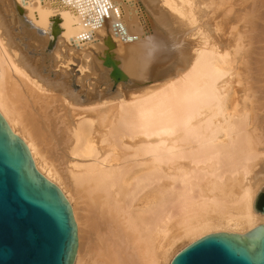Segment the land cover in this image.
I'll return each mask as SVG.
<instances>
[{"label":"bare ground","instance_id":"obj_1","mask_svg":"<svg viewBox=\"0 0 264 264\" xmlns=\"http://www.w3.org/2000/svg\"><path fill=\"white\" fill-rule=\"evenodd\" d=\"M262 9L0 0V113L71 205L74 264H171L203 236L264 225Z\"/></svg>","mask_w":264,"mask_h":264},{"label":"water","instance_id":"obj_2","mask_svg":"<svg viewBox=\"0 0 264 264\" xmlns=\"http://www.w3.org/2000/svg\"><path fill=\"white\" fill-rule=\"evenodd\" d=\"M107 63L115 77H124L111 57ZM253 208L264 214V187ZM77 248L70 203L37 169L28 146L0 113V264H74ZM171 264H264V225L245 235L203 236Z\"/></svg>","mask_w":264,"mask_h":264},{"label":"rangeland","instance_id":"obj_3","mask_svg":"<svg viewBox=\"0 0 264 264\" xmlns=\"http://www.w3.org/2000/svg\"><path fill=\"white\" fill-rule=\"evenodd\" d=\"M249 0H240V3H246V2H248ZM263 10V12H264V9H262ZM259 48L257 49V51L255 52V54L257 55V54H259ZM78 64H75L74 63V70L75 71H78ZM257 72V73H256ZM259 73H260V70L259 69H257L256 68V70H255V72H254V75H259ZM249 78V82H248V87H255L254 86V84H256L257 82V80H255L254 81V79H252L251 77H248ZM256 89V88H255ZM255 95H253V97H252V99H253V104H255V107L256 106H260V105H257L258 103H259V98H260V95H259V92H257L256 90H255ZM260 107H263V106H260ZM257 111L259 112V113H262V111H263V109L262 108H257ZM263 131H264V129H263ZM264 143V142H263ZM106 145H111V142H107V143H105ZM259 178H261V179H263L264 180V172H261L260 174H259Z\"/></svg>","mask_w":264,"mask_h":264}]
</instances>
